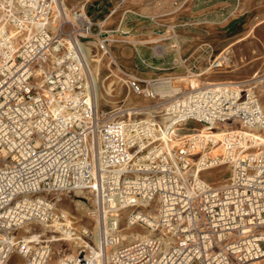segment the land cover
Returning a JSON list of instances; mask_svg holds the SVG:
<instances>
[{
	"label": "built area",
	"instance_id": "1",
	"mask_svg": "<svg viewBox=\"0 0 264 264\" xmlns=\"http://www.w3.org/2000/svg\"><path fill=\"white\" fill-rule=\"evenodd\" d=\"M103 24L81 10L69 18L62 0H0V264H12V256L16 264H50L58 240L73 248L55 264H250L264 258L259 95L247 81L203 83V72L180 57L173 68L182 67L188 83L172 96L157 90L169 78L143 79L119 68L130 92L167 98L163 108L141 117L99 111L78 42L94 41L116 63ZM222 66L216 57L209 69ZM190 121L198 125L178 136ZM214 131L223 133L221 141ZM218 165L230 167L224 183L201 177ZM63 194L90 203L97 235L58 207ZM124 211L128 227L151 234L121 244Z\"/></svg>",
	"mask_w": 264,
	"mask_h": 264
},
{
	"label": "rangeland",
	"instance_id": "2",
	"mask_svg": "<svg viewBox=\"0 0 264 264\" xmlns=\"http://www.w3.org/2000/svg\"><path fill=\"white\" fill-rule=\"evenodd\" d=\"M96 1L98 0H62L65 8H67L65 9L67 15L71 17L73 10L85 12L89 10L86 15L91 22H101L109 15L110 10H116L113 15L120 14L121 17L124 15V11L128 10L127 18L123 19L124 27L122 29L125 33L122 34V37L118 33L109 36L112 39L109 50L116 63H110L111 59L103 55L96 45L91 48L93 50L90 54V70L93 72L97 70L99 73L100 90L105 97L99 100V111L107 112L120 109L119 114L123 117L127 115L141 117L142 113L132 115L136 114L133 113L136 111L133 107L137 110L150 106L152 108L154 105L157 106L156 109L163 108L167 103V98L149 100L130 92L126 88L119 79L118 71L119 68L128 70L123 67V61L113 53V46L121 43L117 39H125L129 41L130 47L136 44L142 54L147 56L141 47L149 50L154 48L155 52L160 54L162 48L155 46H162L170 40L175 43L178 36L186 39V48H189V54L193 53L196 59L193 70L203 72L199 81L203 83L224 80L247 81L249 86L259 95L264 105V82L260 81L264 76V9L257 7L240 8L237 0H104L103 11L100 13L103 17L100 18L101 21H96L97 15H99L96 14L99 7L94 6ZM226 3H230L229 6H223ZM93 13L95 15L90 16ZM111 21L112 18H108L104 22L106 28L104 26L103 29L105 31L119 25V23L115 25ZM92 29L96 30L97 27L93 26ZM132 51L136 59L141 57L134 47ZM144 56L143 59L146 58ZM216 57L223 62V66L220 69H209V64ZM144 60L148 63L147 59ZM125 66L127 65L125 64ZM170 70L168 75L158 74L156 78L161 80L169 78L173 86H179L180 90H184L188 83L184 69L178 67ZM105 77L107 78L104 79ZM109 84H111V94H107L104 88ZM194 125L198 124L190 121L185 128H179L177 135L187 134L188 131L186 130ZM200 175L210 184H222L230 176V167L218 165L201 171ZM79 200L86 205L87 213L84 209L76 207L75 204ZM89 204L82 195L63 194L58 202V207L68 212L74 225L87 227L94 233V230H97L96 217L89 216ZM155 207L156 204H152L149 210L155 209ZM126 214L127 211L121 213V233L131 235L146 231L139 226L128 228L125 223ZM33 229L48 237L52 234H49V231L42 226H33ZM127 242L128 240H125L123 244H127ZM51 246L53 252L50 264H55L73 248L65 240L53 242ZM16 260L15 256L11 257L12 264H16ZM254 264H264V260Z\"/></svg>",
	"mask_w": 264,
	"mask_h": 264
},
{
	"label": "crops",
	"instance_id": "3",
	"mask_svg": "<svg viewBox=\"0 0 264 264\" xmlns=\"http://www.w3.org/2000/svg\"><path fill=\"white\" fill-rule=\"evenodd\" d=\"M103 1L104 0H98L95 2L96 5H94L95 7H99V10L96 12L97 15V20L96 21H101L100 18L103 17V15H100V13H102L103 11ZM125 1V0H123ZM238 1V5L240 8H260V9H264V0H237ZM200 4V3H199ZM230 3H226L223 6H229ZM202 6V5H201ZM127 11H124V15H122V17L120 16V14H115L116 10H110V13L108 16H106V18H104V20H102L103 22H105L106 20H108V18H112L113 24H118L119 25L115 28H110L108 29V36H112V35H116L117 33L122 37V34L125 33L123 31V19L127 18ZM85 14H87L89 12L83 11ZM95 15V13L90 14V16ZM113 15V16H112ZM193 16L195 14H192ZM207 15V14H206ZM121 17V18H120ZM105 26V24H104ZM106 28V26H105ZM114 33V34H113ZM127 33V32H126ZM118 42H121L119 44H116L113 46V53L115 54V56L119 59H121L124 63V68L134 74H136L137 76L141 77V78H145V79H150V78H156L158 76V74H163V75H168L170 73V69H173V63H175L178 58L180 57H189V63L190 66H195L196 64V59L194 58L193 53L189 54V48H186L187 43H186V39L178 36V39L176 38V42L172 43L170 40L168 43L162 44V46H155V47H161V53L157 54L155 52L154 48L149 49H145L143 47H141L143 53H146L147 56H144L142 54V52L137 48L136 44L133 45V47L136 49V52L141 55V57H139V59H136V57L133 54V47H130L129 45V41L125 40V39H117ZM146 57L144 59H147L149 67L143 65L142 63H140V58L143 59V56ZM138 60V61H137ZM150 61V62H149ZM125 64L127 66H125ZM178 68V67H177ZM182 68V67H179ZM183 69V68H182Z\"/></svg>",
	"mask_w": 264,
	"mask_h": 264
},
{
	"label": "bare ground",
	"instance_id": "4",
	"mask_svg": "<svg viewBox=\"0 0 264 264\" xmlns=\"http://www.w3.org/2000/svg\"><path fill=\"white\" fill-rule=\"evenodd\" d=\"M67 9V8H65ZM68 17L70 18V16L68 15ZM78 45L79 47L83 50V55H84V60H85V64H86V67H87V70L89 72V75H90V81H91V86L93 87V92H94V97H95V103H96V107L98 108L99 107V100L101 98H105L103 97V93L102 91L100 90V82H99V73L97 72V70L95 72H93L92 70H90V62H91V49L92 46L94 45L95 46V42L94 41H86V42H78ZM94 52V51H93ZM100 62V60H99ZM107 77H105L104 79H106ZM261 82H264V76L260 79ZM264 84V83H263ZM107 94H111L112 93V89H111V84L109 85H106L104 86ZM181 88L179 86H173L171 83H165V84H160L159 86H157V90L160 92L161 95L163 94H168V95H173L175 94L177 91H179ZM157 106L154 105V107L151 108L148 107V108H144L142 110H137V108H134L133 109H136L135 112L133 113H142V114H149L151 113L152 111H154L156 109ZM227 128H224V130H226ZM202 136V135H201ZM200 136V137H201ZM212 137H214L216 140L218 141H221L222 140V137H223V133L221 131H214V133L211 135ZM262 139V138H260ZM173 143H175L176 141L172 140ZM220 150V146H218L215 150H214V153H218V151ZM206 168H209V166L207 167H204L202 169H206ZM79 193V192H77ZM76 207L79 208V209H84L85 212L87 213V209H86V205L82 202V201H77L76 202ZM155 209H152L149 213L151 215L152 218H155V212H154ZM96 222H97V219H96ZM97 226H99V222L96 223V228H98ZM129 226V225H127ZM127 228V227H126ZM129 228V227H128ZM96 232V231H95ZM97 235V232L95 233ZM119 234L121 235L123 241L125 240H128L127 244L132 242L133 240H135L136 238H143V237H146V236H149L151 234V231L149 230H146V231H143V232H137V233H132L131 235H128L126 233H121L119 232ZM73 240H76L78 241V239H74V238H71ZM94 239L96 240L97 239V236L94 237ZM123 241L121 242V244H123ZM264 260V258L258 260V261H254V262H251L250 264H254L256 262H260Z\"/></svg>",
	"mask_w": 264,
	"mask_h": 264
}]
</instances>
